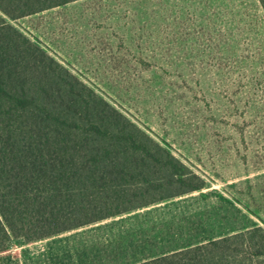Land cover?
<instances>
[{
    "label": "rangeland",
    "instance_id": "374dc122",
    "mask_svg": "<svg viewBox=\"0 0 264 264\" xmlns=\"http://www.w3.org/2000/svg\"><path fill=\"white\" fill-rule=\"evenodd\" d=\"M11 22L206 179L143 208L163 232L264 225L261 0H72ZM40 246L13 237L0 258Z\"/></svg>",
    "mask_w": 264,
    "mask_h": 264
},
{
    "label": "trees",
    "instance_id": "16d2710c",
    "mask_svg": "<svg viewBox=\"0 0 264 264\" xmlns=\"http://www.w3.org/2000/svg\"><path fill=\"white\" fill-rule=\"evenodd\" d=\"M69 1L0 0V252L206 184L11 22ZM137 264H264V225Z\"/></svg>",
    "mask_w": 264,
    "mask_h": 264
},
{
    "label": "crops",
    "instance_id": "0c3cea01",
    "mask_svg": "<svg viewBox=\"0 0 264 264\" xmlns=\"http://www.w3.org/2000/svg\"><path fill=\"white\" fill-rule=\"evenodd\" d=\"M145 206L39 238L40 248L18 257L19 264H137L213 237L187 244L162 231L167 214Z\"/></svg>",
    "mask_w": 264,
    "mask_h": 264
}]
</instances>
